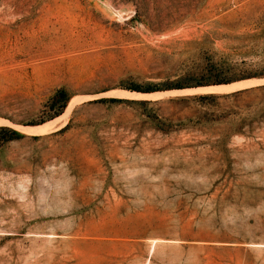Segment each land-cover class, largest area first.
<instances>
[{
  "label": "rangeland",
  "instance_id": "374dc122",
  "mask_svg": "<svg viewBox=\"0 0 264 264\" xmlns=\"http://www.w3.org/2000/svg\"><path fill=\"white\" fill-rule=\"evenodd\" d=\"M0 264H264V0H0Z\"/></svg>",
  "mask_w": 264,
  "mask_h": 264
},
{
  "label": "bare ground",
  "instance_id": "6f19581e",
  "mask_svg": "<svg viewBox=\"0 0 264 264\" xmlns=\"http://www.w3.org/2000/svg\"><path fill=\"white\" fill-rule=\"evenodd\" d=\"M252 86H254L253 84H251ZM251 85H236V84H233V85H214V86H207V87H202L200 90L197 89L195 92H207V91H216V90H222V89H228V90H236V89H242V88H247V87H250ZM190 90H185V91H178V92H188ZM191 91H194V90H191ZM127 94H131L132 97L134 96H137L136 98L138 97H154V96H159L160 94H141V93H127ZM126 94V95H127ZM130 95V96H131ZM128 96V95H127Z\"/></svg>",
  "mask_w": 264,
  "mask_h": 264
},
{
  "label": "trees",
  "instance_id": "16d2710c",
  "mask_svg": "<svg viewBox=\"0 0 264 264\" xmlns=\"http://www.w3.org/2000/svg\"><path fill=\"white\" fill-rule=\"evenodd\" d=\"M247 81V80H246ZM242 82V81H240ZM178 89H181L180 87ZM131 91H137V92H145V93H149V92H155L157 90H151V89H147V90H141L140 88H131ZM60 101H62L64 104L62 105V108H65L67 102H68V98L65 92H61L60 93ZM112 101H117L115 99H113ZM13 134H15V132L12 131Z\"/></svg>",
  "mask_w": 264,
  "mask_h": 264
}]
</instances>
